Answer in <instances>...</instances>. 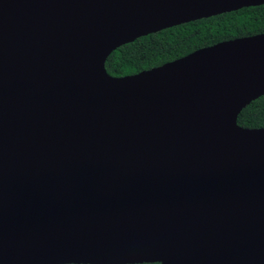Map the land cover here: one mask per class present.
<instances>
[{
	"label": "water",
	"instance_id": "obj_1",
	"mask_svg": "<svg viewBox=\"0 0 264 264\" xmlns=\"http://www.w3.org/2000/svg\"><path fill=\"white\" fill-rule=\"evenodd\" d=\"M264 0H0V264H264V33L113 76L122 44Z\"/></svg>",
	"mask_w": 264,
	"mask_h": 264
},
{
	"label": "trees",
	"instance_id": "obj_2",
	"mask_svg": "<svg viewBox=\"0 0 264 264\" xmlns=\"http://www.w3.org/2000/svg\"><path fill=\"white\" fill-rule=\"evenodd\" d=\"M263 32L264 4L242 7L167 27L122 44L107 56L105 69L113 76L134 74L219 41ZM236 121L247 128L264 127V95L241 109Z\"/></svg>",
	"mask_w": 264,
	"mask_h": 264
},
{
	"label": "flooded vegetation",
	"instance_id": "obj_3",
	"mask_svg": "<svg viewBox=\"0 0 264 264\" xmlns=\"http://www.w3.org/2000/svg\"><path fill=\"white\" fill-rule=\"evenodd\" d=\"M264 4V3H263ZM259 5H262V4H259ZM252 6H256V5H252ZM245 7H248V6H245ZM242 8V7H241ZM240 9V8H239ZM237 10V9H236ZM233 11V10H232ZM229 12V11H228ZM223 13V12H222ZM220 14V13H219ZM216 15V14H215ZM209 17V16H208ZM204 18V17H203ZM200 19V18H199ZM192 21V20H191ZM184 23H186V22H184ZM181 24V23H180ZM177 25H179V24H177ZM174 26V25H173ZM171 27V26H170ZM264 33V32H263ZM256 34H258V33H256ZM254 35V34H253ZM246 36H250V35H246ZM242 37H244V36H242ZM235 38H237V37H235ZM231 39H233V38H231ZM228 40H230V39H228ZM225 41V40H224ZM220 42V41H219ZM217 43V42H216ZM215 44V43H214ZM207 46H209V45H207ZM205 47V46H204ZM202 48V47H201ZM199 49V48H198ZM194 51V50H193ZM192 52V51H191ZM141 263H157V262H141ZM141 263H128V264H141ZM65 264H77V263H65ZM82 264V263H81ZM159 264V263H158Z\"/></svg>",
	"mask_w": 264,
	"mask_h": 264
}]
</instances>
